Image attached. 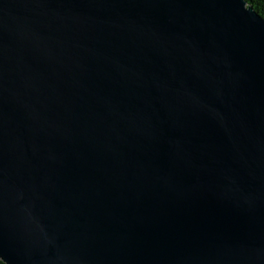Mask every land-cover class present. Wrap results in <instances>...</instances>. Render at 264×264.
Wrapping results in <instances>:
<instances>
[{
  "label": "water",
  "instance_id": "obj_1",
  "mask_svg": "<svg viewBox=\"0 0 264 264\" xmlns=\"http://www.w3.org/2000/svg\"><path fill=\"white\" fill-rule=\"evenodd\" d=\"M0 260L264 264V17L0 0Z\"/></svg>",
  "mask_w": 264,
  "mask_h": 264
},
{
  "label": "trees",
  "instance_id": "obj_2",
  "mask_svg": "<svg viewBox=\"0 0 264 264\" xmlns=\"http://www.w3.org/2000/svg\"><path fill=\"white\" fill-rule=\"evenodd\" d=\"M250 4L262 17H264V0H247ZM0 264H4L0 260Z\"/></svg>",
  "mask_w": 264,
  "mask_h": 264
}]
</instances>
